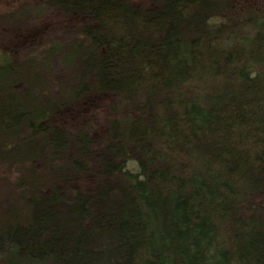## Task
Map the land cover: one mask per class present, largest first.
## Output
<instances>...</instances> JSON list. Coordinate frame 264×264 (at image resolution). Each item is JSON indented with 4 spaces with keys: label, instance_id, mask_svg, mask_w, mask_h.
<instances>
[{
    "label": "trees",
    "instance_id": "trees-1",
    "mask_svg": "<svg viewBox=\"0 0 264 264\" xmlns=\"http://www.w3.org/2000/svg\"><path fill=\"white\" fill-rule=\"evenodd\" d=\"M51 14L0 54V264H264V3L23 0L0 37Z\"/></svg>",
    "mask_w": 264,
    "mask_h": 264
},
{
    "label": "rangeland",
    "instance_id": "rangeland-1",
    "mask_svg": "<svg viewBox=\"0 0 264 264\" xmlns=\"http://www.w3.org/2000/svg\"><path fill=\"white\" fill-rule=\"evenodd\" d=\"M23 0H0V17L7 14L8 11L15 8L16 5ZM141 2H145V0H139ZM147 1V0H146ZM260 3H264V0H258ZM43 22V25L41 26V21H37L34 25H31L30 28L28 26L27 31L28 35L26 36L24 33L21 35L20 31L14 37L9 36H1L0 37V54H4L6 52H15L17 55L25 56L29 51L25 50L24 47H27L28 45L32 44L29 39H37V42H40V39L42 37V34L45 32L46 29H49V26L51 23H55L57 21L56 16L49 15V17L46 18ZM0 28H4L5 31H8V27L4 26L2 23H0ZM25 31V30H24ZM15 48L17 51L13 50ZM92 107H86L84 106L80 113H76L74 117L77 120H85L87 119L86 116H83V114H87L88 111L91 110Z\"/></svg>",
    "mask_w": 264,
    "mask_h": 264
}]
</instances>
